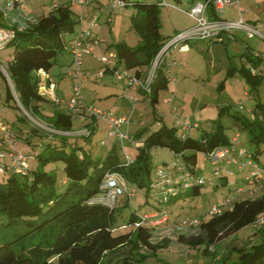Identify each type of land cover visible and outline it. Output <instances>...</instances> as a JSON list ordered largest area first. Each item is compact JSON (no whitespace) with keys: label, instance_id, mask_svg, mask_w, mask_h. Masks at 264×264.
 <instances>
[{"label":"trees","instance_id":"obj_1","mask_svg":"<svg viewBox=\"0 0 264 264\" xmlns=\"http://www.w3.org/2000/svg\"><path fill=\"white\" fill-rule=\"evenodd\" d=\"M206 1L208 0H203ZM129 3L134 7L130 16V26L137 34L138 42L136 45H127L118 41L108 48L116 51L118 66L133 68L139 72L143 66L152 63L156 52L171 36L164 38L160 33L158 3L133 1ZM212 7L210 3L206 8L209 18L220 19ZM73 13L70 3H59L44 17L31 22L30 26L14 28V38L5 43L12 47L7 62L16 100L26 111L42 116L41 104L51 101L39 93L38 84L41 82L39 73L48 72L56 65V56L64 49L67 51L71 40H67L66 37L74 34V27L78 23ZM260 54H264V50ZM243 55L246 62H240L239 68L229 63L227 71L228 74L237 72L245 79L248 88L246 91L254 99L255 104L252 119L244 115L235 116V119L241 130L249 133L250 141L257 147L264 148V101H261L259 90L264 82L261 69L264 59L246 52L241 57ZM248 66L255 67L257 73L252 75ZM167 79L164 66H160L152 93L141 95L143 100L150 99L153 110L158 102L159 91L166 89L168 85ZM222 86L223 83L220 88ZM8 99H15L9 86L5 101ZM224 109L227 108L220 111ZM52 113L46 118L49 124L58 131L71 132V116L64 111ZM154 114L158 118L155 112ZM91 129L93 133L94 127ZM32 131L38 133L33 129ZM178 131V126H168L163 122L157 131L151 132L146 128L137 132L133 137L145 139L143 148L135 147L139 151L141 161L128 167L122 165L123 162L118 158L115 149L108 150L104 157L97 158L89 149H84L77 142L69 141L66 135H53L48 138L38 133L45 144L44 153H37L35 157L40 169L37 167L33 172L29 170L23 176L9 173L7 181L3 185L0 184V264H145V260L151 257V254L155 255L157 251L169 245L166 237L159 242L152 240V232L169 227L168 222L157 227L150 225L134 228L137 215L131 213L128 224L116 226L118 228L128 226L130 229L113 233L109 223L117 222L114 210L100 204L96 197L100 192L101 179L108 170L121 172L129 186H137V189L140 188L150 195L153 173L150 164L151 149L166 147L171 152H179L188 171L200 175L196 162L197 154L210 152L216 149V146L228 145L231 139L222 129L213 133L203 131L200 138L189 134L185 139L179 137ZM261 151L262 149L252 154L257 162ZM50 163L63 165L64 177L61 182L64 187L61 191L57 187L55 168H51L50 171L43 170ZM203 187L193 186L178 196L186 193H189V196H199ZM126 202L128 203V200ZM261 213H264V193L242 200L234 199L231 210L223 211L219 216L206 215L205 219H202L199 224L202 231L200 236H187L180 232L176 242L187 250L197 248L206 253L211 249L210 244H216L221 236H231L247 225L255 224ZM55 230H58V233L53 236L51 248L46 250L27 246L28 240L46 236ZM254 234L260 242L252 244L248 250L234 247L238 253L232 263H227V255H221L216 259L215 254L210 253L216 264H264V223L256 226ZM125 244L136 253H128L112 262L110 256L113 251ZM140 248L143 249V253Z\"/></svg>","mask_w":264,"mask_h":264},{"label":"rangeland","instance_id":"obj_2","mask_svg":"<svg viewBox=\"0 0 264 264\" xmlns=\"http://www.w3.org/2000/svg\"><path fill=\"white\" fill-rule=\"evenodd\" d=\"M58 3H70L71 8L74 11V17L79 18V16H84L85 18H98V27L101 31L102 38H97L101 43L94 48V52L87 53L82 55V62L84 70H90L91 76L82 82L81 85V94L82 98L87 106H93L100 111H111L114 117H117L113 110H111V105L117 97L121 98V92L119 91L114 95H106V86L108 83L105 82L104 78H107L106 75L110 76L108 69L105 65L100 62L101 56L106 55L109 59L111 50H106V46L110 43L117 41H123L127 45H136L138 42V36L135 33L134 29L130 26V16L134 11L132 3L124 8H112L109 4V0H102L100 8L98 9L96 4L91 1V6H94L93 11H89L87 6L80 7L75 2H70L68 0H55ZM147 2V3H158L159 4V20H160V33L162 37H170L174 34L181 33L182 31H174L172 28H181L190 24L194 26V22L185 11L190 9L192 0H129V2ZM251 5V10L258 8V13L262 14L264 12V0H250L248 2ZM167 5V6H166ZM241 6L245 10L246 8L244 2H241ZM52 8V2L49 0H29L26 1L23 9H16L13 11L3 10L4 21L9 24H3L4 26L9 27H27L30 26V21H38L45 14H48L49 10ZM224 16H230L236 18V10L232 8L228 13L221 14ZM245 16V15H244ZM110 18V21L108 19ZM2 25V26H3ZM80 24L77 23L74 27L76 31H80ZM93 30V29H91ZM75 31V33H76ZM93 32V31H92ZM94 33V32H93ZM239 45L235 43H230V46L226 44H214V41H204L198 40L191 42L193 48L192 58L189 61V67L185 69L187 71V77L183 89L179 90L172 94V91H161L159 93V100L155 104V109L151 108L150 99L145 98L142 100V96L138 94V102L135 104L134 111H129V107L124 109L125 116H130L133 119L142 121V128L148 129L149 131H157L160 128V125L163 122L166 124L175 125L174 118L168 119L169 108L164 104L165 98H170L172 100V107L176 108V115L179 119L190 118V121L201 125V130H197L196 137H199L202 134V131L207 133H213L216 130L222 129L223 133L229 138L233 132L238 133L239 135V146L243 150H247L251 154H254L258 150L262 151L258 154L259 163L264 167V148L261 146H256V144L249 139V133L246 130H241V127L238 121L235 119V116H246L250 117L249 111L253 108L254 102L251 99H248L245 96L246 90H248L245 79L239 75V73L228 74L227 71V62L228 59L224 57L226 51L228 57L232 60V63L236 65L237 68L240 67L242 62L240 53L244 51V43H249L252 47L251 49H264V43L259 38H254L253 40H248L242 33H239ZM67 39V37H66ZM243 43V44H242ZM101 45V48L99 47ZM240 48L241 51L239 50ZM102 49V50H101ZM104 49V50H103ZM225 49V50H224ZM101 50V52H100ZM12 53V47L10 45H0V63L8 60V57ZM70 55H67L65 52H60L56 56V65L50 69L53 74V78L57 82L55 85L59 95L62 93L63 96L62 102L60 104H54L53 109L55 111H64L67 112L72 118V133L66 135L69 141L77 142L84 149H89L90 153L94 157L100 158L104 157L107 153L106 151L115 149L118 158L123 162L126 160L124 151L127 155L130 156V159L134 163L141 161V156L139 151L134 146L129 145L125 142V150L122 151L120 142H115L114 139L108 138L107 136V122L103 120L92 121L90 118V126L92 123L96 125L97 128H94L95 131L91 133V136L87 139L82 138L80 135H75V132L78 130L88 129L87 125H83L81 118L78 112L69 109L67 106L70 97L73 96V81L65 73H67L68 66L72 62L70 61ZM69 58V62L68 61ZM86 61V62H85ZM62 62H66L62 64ZM62 64V65H61ZM85 64L87 68H85ZM63 72V78L59 79L58 72ZM99 71H104V76L102 79H96L95 75ZM113 84H120L119 81H112ZM173 83V82H172ZM169 81V85L172 84ZM224 83L223 88H220L221 84ZM9 83L7 78L0 73V115L7 122L12 124L13 131L17 134L14 142L17 149L27 156V165L30 171H36L38 167L37 160L35 159L37 153H44L45 144L43 143L41 136L38 133H41L42 136L44 133L36 126L35 122H44L48 124L47 116H44L41 112L39 114H33L31 111H26L23 109L14 99H6V91ZM109 85V84H108ZM168 85V86H169ZM109 87H112L109 85ZM170 88V86H169ZM174 87L172 88V90ZM260 98L261 101H264V82L260 87ZM182 91V92H181ZM167 93V94H166ZM166 96V97H165ZM243 105L242 111L238 109V104ZM122 105L117 110H120ZM222 108H227L220 111ZM127 111V112H126ZM163 117V121L155 117V114ZM250 119V118H249ZM89 123V120L87 121ZM41 124V123H40ZM219 124V125H218ZM32 129L36 132H33ZM199 135V136H198ZM28 140H27V139ZM27 140L30 144H28ZM104 142L102 144L101 142ZM152 150V149H151ZM151 165L153 167L152 172L158 167H161L164 164H171L173 162L172 152L166 149V147H160L151 151ZM197 167L200 170V176L205 178V185L201 189L202 193L199 196H190L181 203L179 211L176 213V217L171 218L168 222L169 227L164 228V230H154L152 232V240L159 242L165 237L169 240V245L160 251H157L155 255L151 254V257H148L145 260V264H216L213 259V256L210 254H215L216 259L221 257V255H227V263H232L234 261V256L238 253L239 249H249L250 246L258 244L260 242L259 238L255 236L254 230L256 226L254 224L247 225V227L238 230L231 236H221L220 240L216 244H210L211 249L206 253L199 251L197 248L192 250H187L182 244L176 242L178 233L171 231L172 225L180 217H196L200 221L205 219V216L208 214L209 209L224 200L228 196H233L237 200L246 199V197L251 196L248 191L242 194H237L235 191L236 187L244 186V177L245 173L236 172L231 175V177H226V184H221L220 182L215 185L217 180L213 179L212 167L209 162L204 161V153L197 154ZM63 165L61 163H50L44 167V171H50L51 168H55L56 182L57 187L61 191L63 185L61 180L64 177L63 174ZM40 169V167H38ZM153 176V173H152ZM9 175L0 174V184L3 185L8 179ZM137 187V186H136ZM137 194L134 199L130 202H126L124 196H121L117 199L116 205L114 206V215L117 218V222L113 221L109 223V226L113 229L114 232H118L122 229L129 230L130 227L118 228L116 226H122L128 224V219L131 213H136V215H144L149 213L153 209V206L156 207V202L149 195L141 190L137 189ZM169 212L170 208L168 206ZM58 230H55L53 233H48L46 236H39V238L30 239L27 241L28 247H38L43 249H49L52 247L54 241V235H57ZM187 236L197 235L200 236L202 231L199 226H193L192 228L182 231ZM1 238V237H0ZM1 241V239H0ZM139 250V249H138ZM140 251L143 253V249L140 248ZM135 254L128 244L123 245V247L118 248L116 251H113L111 257L112 262L117 261L123 255L128 253Z\"/></svg>","mask_w":264,"mask_h":264},{"label":"built area","instance_id":"obj_3","mask_svg":"<svg viewBox=\"0 0 264 264\" xmlns=\"http://www.w3.org/2000/svg\"><path fill=\"white\" fill-rule=\"evenodd\" d=\"M26 1L29 0H0V12L3 10L15 11L16 9H23ZM52 7H56L59 3L54 0ZM75 2L78 6L83 7L88 5L91 0H69ZM129 1L126 0H109L112 8H124L128 5ZM212 3L214 11L217 15L223 14L231 6H235L237 11V18L230 19H210L207 14L208 5ZM167 6V5H166ZM190 19L193 20L194 26L183 30V32L174 34L169 40L157 51V55L150 65L143 66L141 70L136 71L133 68H124L116 64V55L107 59L106 56H101L100 62L104 64L106 69L111 72L117 81H122L126 84V88H134L140 95H149L152 93L154 80L157 76V71L160 66H164L169 81L174 80L172 75V65H174L175 52H184L189 50L191 42L198 40L204 41H216L222 38L221 35L225 33L234 34L236 32H243L246 39L251 40L253 38H259L264 43V13L255 20L245 21L243 13L245 8L241 7L240 0H208L206 2H197L190 9L185 11ZM78 23L80 24V31L74 33L70 43L67 46V51L72 57V64L68 69L67 75L73 81V96L67 104L69 109L78 110L81 121L85 123L88 119L92 121L105 120L107 123V136L108 138L114 139L115 142H120L122 151L125 150V142L136 148H143L145 144L144 138H135L131 136L128 131H124L122 126L124 125L127 129L132 124V117L120 116L114 117L111 111H100L93 106H86L83 98L81 97V85L82 82L86 81L91 76L90 70H83L82 55L92 53L94 48L98 46L99 41L92 32L91 27L98 25V18H88L79 16ZM18 28V27H17ZM21 27H19L20 29ZM15 29L9 26L0 25V45L11 41L15 36ZM255 56H260L264 59V54H260L259 51L254 53ZM116 58L115 60H113ZM252 75L257 73V69L248 66ZM9 66L8 62L0 63V73L7 78L9 87L14 100L17 99L15 91L13 89L10 77H9ZM45 75V74H43ZM104 71H99L95 77L96 79H102ZM48 75H45V79H49ZM39 93L46 98L50 99L54 104H60L63 100L58 98L56 94V86L52 81L45 85L40 82L38 84ZM125 95V94H124ZM123 95V96H124ZM245 96L248 99L252 98L248 92H245ZM131 108V112L134 111L135 104L138 102L137 96L126 97ZM18 103V101L16 100ZM19 104V103H18ZM166 104L170 106L171 99L166 101ZM238 109L242 111L243 105L238 104ZM170 114L174 118L175 125L178 126V135L181 139L188 137L193 130L198 128L197 123L190 121V118L179 119L176 115V108H172ZM36 126L41 130L44 135L48 138L54 136L70 135L68 131H58L51 124L44 122H35ZM41 123V124H40ZM93 127L94 123L91 124ZM91 129H85L78 131V135L82 137H89L91 135ZM76 134V135H77ZM239 135L236 134L230 139V143L225 146H216V149L204 153V161L209 162L212 167L213 179H225L231 177L236 172L245 173L244 186L236 187L235 191L237 194L249 192L251 196L260 195L264 193V167L259 162L254 160L253 155L247 150H243L239 146ZM15 133L12 128V124L6 122L0 115V174H15L25 175L28 173L27 156L23 155L15 145ZM104 144V142H101ZM154 150V149H152ZM126 160L123 161L122 165L126 167L131 166L134 161L130 159L124 151ZM173 162L171 164H164L154 170L151 184L150 194L154 201L157 203L156 208L154 207L149 213L144 215H137V219L133 224L134 228L139 226H161L170 221V212L168 204L175 199L181 192H187L193 186H204L206 181L205 178L188 171L187 166L182 163V159L179 152H172ZM125 177L122 173L117 171L108 170L106 171L101 185L99 187L100 192L96 200L105 207L115 209L117 199L124 196L128 202L135 198L137 194V188L131 187L126 182ZM234 197L228 196L224 200H221L217 204L213 205L207 216L214 217L219 216L223 211L231 210L233 206ZM200 220L196 217H180L176 223L172 225V231L184 232L193 226H199ZM264 223V213H261L255 222V226H260Z\"/></svg>","mask_w":264,"mask_h":264},{"label":"crops","instance_id":"obj_4","mask_svg":"<svg viewBox=\"0 0 264 264\" xmlns=\"http://www.w3.org/2000/svg\"><path fill=\"white\" fill-rule=\"evenodd\" d=\"M55 1V0H54ZM69 1V0H68ZM200 1H202L203 2V0H192V2H191V6L190 7H192V6H194L197 2H200ZM244 2V4H245V6H247L246 8H248L249 10H245V13H243V17H244V19H245V21H252V20H255L257 17L259 18L264 12H262V14L260 13H258V8H255V9H252L251 10V5L249 6V5H247V4H249L248 2L250 1V0H240V4H241V2ZM56 2V1H55ZM92 3L94 2V4H96V6H97V8L99 9L101 6H100V4L102 3V0H94V1H91ZM91 2L88 4V5H85V6H87V9L89 10V11H93V9H94V4L91 6ZM56 3H58V2H56ZM242 8H243V6H241ZM228 9L224 12V13H228L232 8H235V6L233 5V6H229V7H227ZM235 10H236V8H235ZM4 15V11H2V12H0V25H3V24H7L5 21H4V18L2 17ZM245 15V16H244ZM219 17L221 18V19H224V18H230V19H236L237 18V11H236V18H234V17H230V16H222L221 14L219 15ZM108 21H110V18L108 19ZM29 23H31V21L29 22ZM7 25H9V24H7ZM99 26V25H98ZM98 26H95V27H91L93 30V35L96 37V38H102V34H101V29L99 30V27ZM13 28H16V27H14V26H12ZM23 27V26H22ZM25 27V26H24ZM23 27V28H24ZM188 28H192V26H190V24H188V25H186V26H183V27H181V28H176L175 26L172 28V30H174V31H182L183 32V30H186V29H188ZM76 31V30H75ZM77 32V31H76ZM75 33V32H74ZM239 33H242V35L244 34L243 32H236V33H234V34H231V33H225V35H223L222 36V38L218 41V40H216V41H214V44L217 42L218 44H224L225 46H226V44L228 45V46H230L231 47V44L230 43H232V45H233V43H235V45H239V36H237V35H239ZM73 35L74 34H72V36H68L67 37V40H71L72 39V37H73ZM245 36V35H244ZM246 37V36H245ZM167 38V37H166ZM169 38V37H168ZM256 38V37H255ZM254 39V38H253ZM253 39H251V40H253ZM259 40V39H258ZM121 41V40H120ZM260 41V40H259ZM118 42V41H117ZM121 42H123V41H121ZM115 43V42H114ZM114 43H110L109 45H107L106 46V50H111L112 52H110V54H108L109 55V57L111 58L112 56H114L115 57V55H116V51L114 50V49H112V48H108L109 46H111V45H113ZM102 44V43H101ZM190 44V47H189V50H187V51H184V52H175V55H174V60H175V63H174V65H172L173 67H172V75H173V77H174V80H172V81H170L172 84H170L169 85V82H168V85L170 86V88H169V86L167 85V87H166V89H162V90H160L159 91V93L161 92V91H168V93L170 92V91H172V94L174 93V92H176V91H178L179 92V90L177 89V85H178V88L179 89H183V85L185 84V82H186V77H187V71L185 70V69H187L188 67H189V61H191V58H192V52L193 51H191V50H193V48L195 49V46H192V44L191 43H189ZM243 44V43H242ZM244 47H242L243 49H244V51L243 52H241L240 53V57H241V55L244 53V52H246V53H251V54H253L254 55V53L256 52V51H263L262 49L260 50V49H251L252 47L249 45V43H244ZM100 48H101V45L99 46ZM234 47V46H233ZM233 47H231V48H233ZM242 48H240L239 50L241 51V49ZM102 50V49H101ZM101 50H100V52H101ZM104 50V49H103ZM195 50H198V49H195ZM225 50V49H224ZM62 52H65L67 55H70L69 53H68V51H66L65 49L62 51ZM92 52H94V51H92ZM10 56H11V54H10ZM9 56V57H10ZM102 56H106V55H102ZM70 57V61H71V56H69ZM224 57L225 58H227L228 59V62H227V68H228V66H229V63H232V60H230L229 59V57H228V53H227V51H226V53H225V55H224ZM116 58H114L113 60H115ZM241 61L242 62H246V57L243 55L242 57H241ZM7 61V60H6ZM67 62H69V58H68V61ZM86 62V61H85ZM64 63H66V62H62V64H64ZM61 64V65H62ZM71 64H72V62H71ZM71 64L68 66V69L70 68V66H71ZM235 65V64H234ZM248 65V64H247ZM85 68H87V65L85 64ZM68 69H67V71H68ZM261 69L263 70V74H264V62H263V64H262V66H261ZM84 70V69H83ZM110 74V76H108V75H106V77L107 78H104V80H105V82L106 83H108L109 85H111L112 87H109V85L107 84V86H106V89H107V91L105 92L106 93V95H110V96H112V95H114L115 93H117V92H119V91H122L121 92V95H122V97L121 98H119V97H117V99L116 100H114L113 102H112V105H111V110H113V112H114V114L117 116L116 118H118V117H120V116H123V117H125V112H124V109H126V108H128L129 107V111H130V108H132L131 106H130V104H129V101L124 97V96H126V97H131V96H137V98H138V92L136 91V89H134V88H132V87H130V88H126V84L125 83H123L122 81H119L120 82V84H113V80L114 81H117V79H115V77H114V75L111 73V72H109ZM40 74V76H41V82L42 83H44L45 85H47V83H49L50 81H52L53 82V84L55 85L57 82L55 81V79L53 78V74H52V71H50V69L48 70V72H46V73H44V72H40L39 73ZM43 74H45V75H48L50 78L49 79H45V75H43ZM57 74H60L59 75V79H61V78H63V76H64V73L63 72H58ZM65 74H67V73H65ZM104 76V75H103ZM264 76V75H263ZM105 77V76H104ZM55 86H57V85H55ZM223 86H224V83H223ZM223 86H222V88H223ZM174 87V89L172 90V88ZM55 91H56V94H57V96H58V98H61L62 96H63V94L61 93L60 95H59V93H58V90H57V88L55 89ZM182 92V91H181ZM159 93H158V100H159ZM125 94V95H124ZM167 94V93H166ZM245 94V93H244ZM124 95V96H123ZM166 97V96H165ZM170 99V98H169ZM253 102H254V104H255V101H254V99L253 98H250ZM143 100V99H142ZM168 100V98H165L164 99V104L167 106V108H169V116H167V118L168 119H173V117H172V115L170 114V111H171V107H172V103L170 104V106H168L167 104H166V101ZM171 102H172V100H171ZM85 103V102H84ZM86 105V104H85ZM122 105V108L120 109V110H117L118 108H120V106ZM55 105H54V103L52 102V101H49L48 103H42L41 104V113L44 115V116H47V118H48V116H51L53 113V111H55L54 109H53V107H54ZM87 106V105H86ZM253 108H254V106H253ZM253 108L248 112L249 113V115H250V117L249 118H253V112H252V110H253ZM156 110V109H155ZM177 110V109H176ZM75 112H79L78 110H76ZM127 112V111H126ZM157 117L161 120V121H163L162 119H163V117L162 116H158V114H157ZM133 118V117H132ZM89 120V119H88ZM87 120V121H88ZM85 122V123H83V125H87L88 127V129H91V127H92V125L90 126V120H89V123L88 122ZM105 121V120H104ZM106 122V121H105ZM142 121H140V120H137V119H133V121L131 122L132 124L128 127V129L123 125L122 126V129L124 130V131H128V133L131 135V136H133V135H135L137 132L139 133V131L140 130H142L143 128H142V125H143V123H141ZM164 123H166V122H164ZM95 125V124H94ZM166 125H168V126H173L174 125V123H173V125H170V124H166ZM94 128H97L96 127V125L94 126ZM201 125H198V128L197 129H195V130H193L192 131V133H190V135H192V136H194L195 138H200V136L202 135H198L199 137H196V134L195 133H197V130H201ZM71 131H72V129H71ZM78 131H81V130H78ZM78 131H76L75 132V135L77 134V132ZM91 131H92V129H91ZM95 131V129H93V132ZM204 131V130H203ZM202 131V132H203ZM72 133V132H71ZM236 134H238V133H234L233 132V134L229 137V138H232L234 135H236ZM16 136H17V134H16ZM78 136V135H77ZM80 136H82V135H80ZM200 171V170H199ZM218 182H220L221 184H226V180H222V179H220V181L219 180H217V182H216V186H217V183ZM201 190V189H200ZM201 193H202V190H201ZM188 197H190L189 196V193H186L185 195H182V196H178L176 199H174V200H172L171 201V203L170 204H168V206H169V208L171 209L170 210V220H172L171 218H174V217H176V212L177 211H179V209H180V206L182 205L181 203H183L184 201H186V199L188 198Z\"/></svg>","mask_w":264,"mask_h":264}]
</instances>
